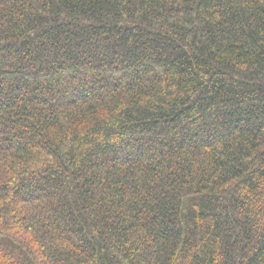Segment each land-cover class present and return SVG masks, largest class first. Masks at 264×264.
<instances>
[{
    "label": "trees",
    "instance_id": "16d2710c",
    "mask_svg": "<svg viewBox=\"0 0 264 264\" xmlns=\"http://www.w3.org/2000/svg\"><path fill=\"white\" fill-rule=\"evenodd\" d=\"M0 264H264V0H0Z\"/></svg>",
    "mask_w": 264,
    "mask_h": 264
},
{
    "label": "rangeland",
    "instance_id": "374dc122",
    "mask_svg": "<svg viewBox=\"0 0 264 264\" xmlns=\"http://www.w3.org/2000/svg\"><path fill=\"white\" fill-rule=\"evenodd\" d=\"M106 80H107V78H105V79H97L96 82H97L98 84L96 83V85L99 87V86L105 84Z\"/></svg>",
    "mask_w": 264,
    "mask_h": 264
}]
</instances>
